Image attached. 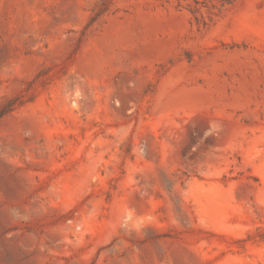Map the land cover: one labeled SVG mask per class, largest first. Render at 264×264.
Listing matches in <instances>:
<instances>
[{
    "label": "rangeland",
    "instance_id": "374dc122",
    "mask_svg": "<svg viewBox=\"0 0 264 264\" xmlns=\"http://www.w3.org/2000/svg\"><path fill=\"white\" fill-rule=\"evenodd\" d=\"M0 264H264V0H0Z\"/></svg>",
    "mask_w": 264,
    "mask_h": 264
}]
</instances>
